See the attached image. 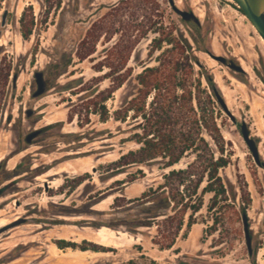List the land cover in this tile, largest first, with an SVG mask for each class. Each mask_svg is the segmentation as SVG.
Masks as SVG:
<instances>
[{"label": "rangeland", "instance_id": "1", "mask_svg": "<svg viewBox=\"0 0 264 264\" xmlns=\"http://www.w3.org/2000/svg\"><path fill=\"white\" fill-rule=\"evenodd\" d=\"M127 1L0 0V68L8 70L0 81V264H264V167L240 131L246 121L264 160V40L233 0H175L179 8L193 9L200 24L184 20L170 0ZM122 5L114 25L104 23L93 53L81 59L78 47L92 26ZM24 13L26 20L34 17L28 36ZM125 34L135 42L131 55L111 75L106 63L115 59L113 47ZM210 52L234 59L245 71H234ZM178 58L176 93L184 92L182 84L195 89L202 78L204 95L210 89L202 74L208 72L237 118L217 101L222 140L202 132L212 155L227 159L219 175L235 199L206 192L192 225L189 209L174 246L161 248L154 241L156 222L172 206L159 186L171 167L159 157L116 168L114 161L142 145L135 134L143 132V120L133 109L118 118L115 112L138 95L139 73ZM37 71L49 79L40 96H34ZM128 73L106 99L80 108ZM34 130L39 134L28 142ZM192 158L186 154L172 167Z\"/></svg>", "mask_w": 264, "mask_h": 264}, {"label": "trees", "instance_id": "2", "mask_svg": "<svg viewBox=\"0 0 264 264\" xmlns=\"http://www.w3.org/2000/svg\"><path fill=\"white\" fill-rule=\"evenodd\" d=\"M60 2L61 0H58V3ZM129 2L131 1H127V3ZM121 8H124V5L92 26L87 36L79 44L77 53L81 59H85L93 53L97 40L105 30L103 29L104 23H107L108 29L111 28L116 21L115 16L121 13L118 10ZM26 16L24 13L22 17L24 36L31 33L34 25L33 15L28 20H26ZM156 42L157 46H160L162 39ZM134 43L129 34H125L119 39L113 47L114 55L113 50L111 52L115 59L113 58L112 61L106 63L111 67L109 74H114L120 66L126 63ZM180 49V54L185 52L183 46ZM179 63L178 58L176 62L172 59L166 63L161 62L155 67H146L138 74L140 83L138 95L127 100L125 107L115 112L117 113L115 117L118 118L120 113H128L133 109V115L139 116L143 120V132L135 134L137 141L141 142L142 145L138 150H130L114 161L113 165L116 168H122L132 163H146L159 157L164 160L165 167H171L165 174V181L159 186L160 189H167L168 200L166 201L172 206V212L164 213L162 218L156 222L157 234L154 236V241L161 248L174 246L184 225V215L189 209H192L193 213L190 215L188 226L192 225L194 222L192 220L193 215L201 209L203 196L206 192L214 191L215 198L223 195L224 199H228L229 196L235 199V193L230 195V190L219 175V169L227 164V159L223 156L215 157L212 155L208 141L202 133L205 128L215 141L220 142L222 140V135L215 122V115L219 112L215 105L219 93L215 78L208 72L202 74L210 89V91H204V95L200 91L202 78L197 79L193 90H187L186 85L182 84L184 92L178 95L176 93V70L180 69ZM128 75L129 73L118 78L119 81L113 84L112 88L98 94L97 100H88L80 108H89L92 104H97L98 99H106L112 91L125 82ZM7 76L8 70L4 73L3 68H0V81L7 79ZM152 91L154 94L148 102V107H146L147 98ZM76 109L74 107V110ZM72 116L73 113L70 117ZM123 117L125 118L126 114ZM189 153L192 154L193 158L184 167H172L180 163L184 156ZM82 179L79 178L78 181ZM145 196L148 194L145 193ZM158 216L160 215H155V217ZM141 224L150 225L151 222H141ZM62 243H66L65 240H62ZM85 243L88 242L85 241ZM69 245L72 244H66L62 247ZM91 245L93 250L101 248L97 244ZM80 248L82 250L89 249L87 245H82Z\"/></svg>", "mask_w": 264, "mask_h": 264}, {"label": "water", "instance_id": "3", "mask_svg": "<svg viewBox=\"0 0 264 264\" xmlns=\"http://www.w3.org/2000/svg\"><path fill=\"white\" fill-rule=\"evenodd\" d=\"M238 7L244 12L246 17L252 22L262 39L264 40V0H233ZM173 8L176 10L177 13H179L182 18L186 21H194L197 24H200L199 17L195 14L193 10H187V9H181L179 8L175 0H170ZM9 10L5 9L2 14V21L1 26L4 27L7 23V16H8ZM1 30H0V36H1ZM210 55L217 59L218 61L224 63L231 69L237 72H244L245 68L242 66V64L236 62L233 59H228L224 55L215 54L213 52H210ZM35 77L37 79V89L34 91V96H40L43 94L47 87L45 86V81L43 77V73L41 71H37L35 73ZM17 80V75L14 76V83ZM218 101L220 102L221 106L225 110V112L231 117L233 121H237V118L235 117L234 113L229 109V106L227 105V102L223 99V97L218 93ZM240 131L247 142L251 153L256 161V163L262 167H264V160L261 157L260 149H259V143L256 140V138L252 135L251 129L246 121H242L240 123ZM39 130H34L30 134L27 135L26 140L28 142H31V139L38 135ZM244 222H245V234H246V242L249 249V253H252V238L249 234V226L247 223V218L244 216ZM18 222H15L14 224H11L10 226H13L17 224ZM8 226V227H10ZM6 227V228H8ZM4 228V229H6ZM1 232V231H0Z\"/></svg>", "mask_w": 264, "mask_h": 264}, {"label": "flooded vegetation", "instance_id": "4", "mask_svg": "<svg viewBox=\"0 0 264 264\" xmlns=\"http://www.w3.org/2000/svg\"><path fill=\"white\" fill-rule=\"evenodd\" d=\"M187 10H193V9H187ZM194 11V10H193ZM182 17V16H181ZM229 60L231 59V58H228ZM234 60V59H233ZM42 73H43V71H41ZM14 76H15V74L13 75V79H14ZM43 77H44V81H45V86L46 87H48V84H49V79L48 78H46L45 77V75H44V73H43ZM35 80H36V85H37V79H36V77H35ZM15 86V85H14ZM37 89V88H36ZM34 112H33V110L32 109H29V110H27V114H29V115H32ZM2 119H3V110H2V108H0V123L2 124L3 123V121H2ZM8 120H12V117L11 116H8ZM33 132V131H32ZM31 133V132H30ZM29 133V134H30ZM39 134V133H38ZM38 135H36L35 137H33L32 139H31V142L37 137ZM26 138H27V136H26ZM0 170H1V165H0Z\"/></svg>", "mask_w": 264, "mask_h": 264}]
</instances>
